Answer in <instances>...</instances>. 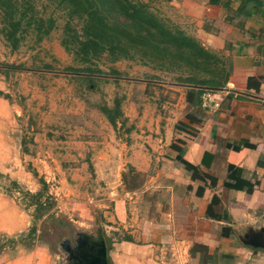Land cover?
Listing matches in <instances>:
<instances>
[{
	"label": "crops",
	"instance_id": "0c3cea01",
	"mask_svg": "<svg viewBox=\"0 0 264 264\" xmlns=\"http://www.w3.org/2000/svg\"><path fill=\"white\" fill-rule=\"evenodd\" d=\"M226 1L214 6L206 0L200 9L201 34L191 35L230 61L226 87L208 91L214 104L188 119L185 87L174 88L180 94L179 107L176 103L166 114L158 105L157 114L141 118L109 145V155L104 154L106 167L120 163L122 193L108 220H117L124 237L131 238L113 243L102 233L108 242V264H180L188 261L191 248L199 249L207 264L227 256L264 264L263 249L238 242L246 233L264 235V0H229L233 16L228 22L221 17ZM241 7L250 14L237 12ZM6 106L0 98V176L16 182L20 164L14 134L4 129ZM182 124L186 128L177 129ZM178 157L214 177L215 185L193 180ZM229 165L244 170L243 178L255 185L252 194L224 188ZM200 187L203 193L198 195ZM213 196L220 200V210L226 209L229 222L206 216ZM29 225V216L15 198L0 188V264H53L46 247L29 250L24 241L15 244ZM168 244L177 249L171 259L164 255Z\"/></svg>",
	"mask_w": 264,
	"mask_h": 264
},
{
	"label": "rangeland",
	"instance_id": "374dc122",
	"mask_svg": "<svg viewBox=\"0 0 264 264\" xmlns=\"http://www.w3.org/2000/svg\"><path fill=\"white\" fill-rule=\"evenodd\" d=\"M141 1L168 24L188 35L201 34L200 9L206 0ZM50 11L48 7L45 13ZM56 15V29L38 45L28 38L12 52L0 35V98L7 104L4 129L14 134L21 172L16 182L0 176V188L15 198L30 218L27 232L18 236L15 244L24 241L29 250L46 247L53 264H63L57 246L59 238H73L77 231L94 233L100 225L107 240L118 243L124 239L125 233L117 227V220L114 223L108 220L116 210L115 200L122 194L118 187L120 163L112 162L106 167L104 154L109 155V145L126 134V129H134L141 118L157 114L158 105L166 114L173 111L180 95L174 88L180 85L170 75L128 60L112 64L98 61L97 67L102 72L99 80L92 84L77 80L66 70L79 65L60 45L64 19ZM232 16L231 8L221 11L225 22ZM7 65L17 69H5ZM111 69L119 76H112ZM152 76L157 79L152 81ZM149 81L158 83L162 89L151 88L145 94ZM5 95L9 98L5 99ZM115 98L120 100L121 110L129 118L122 128L117 124L118 130L100 112L101 105L111 107ZM170 101L175 103L171 102L174 104L170 106ZM140 129L144 130L143 126ZM41 180L46 183L48 200L54 205L36 220L28 194L41 190ZM117 187L119 191L112 193ZM46 197L41 202H48ZM112 226L118 230H111ZM32 227L36 232L30 235ZM6 239L3 238V243H7ZM238 242L243 246L240 239ZM173 250L177 251L170 244L165 245L164 255L171 259ZM200 252L191 248L188 261L180 264H207L206 256ZM224 260L218 264H246L229 256Z\"/></svg>",
	"mask_w": 264,
	"mask_h": 264
},
{
	"label": "trees",
	"instance_id": "16d2710c",
	"mask_svg": "<svg viewBox=\"0 0 264 264\" xmlns=\"http://www.w3.org/2000/svg\"><path fill=\"white\" fill-rule=\"evenodd\" d=\"M221 1L208 0L214 6L221 5ZM229 5L230 1L227 0L225 9H229ZM48 7L51 11L45 13ZM237 12L247 16L250 14L243 7ZM56 14L64 19L60 45L79 65L78 68L66 70L77 80L91 84L99 80L102 72L97 62L101 60L111 64L128 60L150 66L154 71L172 76L176 85L185 87L188 119L191 113H201L202 95L205 92H216L226 87L231 72L226 58L205 48L199 40L178 27L168 24L141 0H44V3L40 0H0V35L12 52L17 51L28 38L33 40V45H38L56 29ZM5 69L16 70L17 67L7 65ZM110 74L119 76L115 69H111ZM150 79L153 81L157 78L152 76ZM152 81L146 84L145 94L150 93L151 88L162 89ZM4 98L9 97L5 95ZM120 105V100L115 98L111 107L105 104L100 106V112L114 130L122 128L127 122ZM118 123L120 128L117 127ZM182 126L177 125V129L186 128L185 124ZM130 131L125 130L126 133ZM177 160L193 180H209L211 185H215L214 177L179 157ZM243 173V169L229 165L224 188L252 194L255 185L244 179ZM40 184V191L28 194L29 205L35 207L36 220L54 205L48 200L46 183L41 180ZM202 193L203 187H200L197 194ZM45 195L48 202H41ZM220 209V200L213 196L206 216L229 222L226 209ZM35 232L32 227L30 235ZM124 240L131 241V238L126 236Z\"/></svg>",
	"mask_w": 264,
	"mask_h": 264
},
{
	"label": "water",
	"instance_id": "95a60500",
	"mask_svg": "<svg viewBox=\"0 0 264 264\" xmlns=\"http://www.w3.org/2000/svg\"><path fill=\"white\" fill-rule=\"evenodd\" d=\"M97 231L100 239L86 241L85 250L79 252L76 260L71 261L69 264H108L106 246L101 236L102 231L100 225H98ZM240 240L244 245L264 250V235L262 232L246 233Z\"/></svg>",
	"mask_w": 264,
	"mask_h": 264
},
{
	"label": "flooded vegetation",
	"instance_id": "af4514ba",
	"mask_svg": "<svg viewBox=\"0 0 264 264\" xmlns=\"http://www.w3.org/2000/svg\"><path fill=\"white\" fill-rule=\"evenodd\" d=\"M97 229L94 233L77 231L74 233L73 238L64 237V239L59 238L57 246L59 247L60 252L62 253L63 264H69L71 261H75L79 252L85 250L86 241L91 240L95 241L100 239V236L97 234ZM103 237L105 246H106V255L108 260V242L106 241L104 235Z\"/></svg>",
	"mask_w": 264,
	"mask_h": 264
},
{
	"label": "built area",
	"instance_id": "2783aa9c",
	"mask_svg": "<svg viewBox=\"0 0 264 264\" xmlns=\"http://www.w3.org/2000/svg\"><path fill=\"white\" fill-rule=\"evenodd\" d=\"M213 102L212 96L208 91L202 95V107L209 108L214 104Z\"/></svg>",
	"mask_w": 264,
	"mask_h": 264
}]
</instances>
